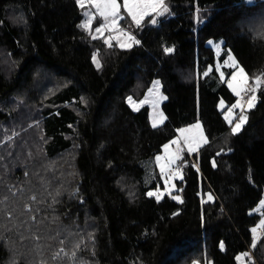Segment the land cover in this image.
Instances as JSON below:
<instances>
[{
    "label": "trees",
    "instance_id": "obj_1",
    "mask_svg": "<svg viewBox=\"0 0 264 264\" xmlns=\"http://www.w3.org/2000/svg\"><path fill=\"white\" fill-rule=\"evenodd\" d=\"M166 2L122 49L82 27L78 0H0V264H240L256 240L264 264V0ZM229 50L262 79L237 133L217 68ZM157 81L154 126L148 99L129 98ZM194 123L207 140L183 160L181 199L149 196L156 155Z\"/></svg>",
    "mask_w": 264,
    "mask_h": 264
},
{
    "label": "rangeland",
    "instance_id": "obj_2",
    "mask_svg": "<svg viewBox=\"0 0 264 264\" xmlns=\"http://www.w3.org/2000/svg\"><path fill=\"white\" fill-rule=\"evenodd\" d=\"M78 1L81 5V0H78ZM117 3L120 5V12H119L120 18L117 20V24L115 26H112L111 24H109V26L107 28H105L104 25H105L106 21L103 17L100 16V14H99L100 9H97L95 7V3L93 2V0H82V4H83L82 8H83V14H84L82 25L85 24V22L89 20V16H91V23H90V26L88 29L94 27V29L96 31L97 28H101V32L96 31L97 34H104V32H106V34H108L112 38L111 40H114L115 42H117L119 44V41L117 39L118 37L120 39H126L125 37H123L122 32L130 33L137 40L135 28H139V30H140L142 25L145 24V21H149V23H151V19L157 18L159 20L161 17L163 18V16L169 14V12H168V13L164 14L163 16L157 17L155 13H151L150 15L144 17L143 21L141 22V25L138 27L135 24V22L131 19V16L128 14L127 10L124 8V0L122 3H120L117 0ZM165 4L169 8L166 0H165ZM252 20L253 19H250V21H251L250 25H254V22ZM94 23H97L96 27L93 26ZM210 44L214 48H216L215 51H216L218 57H220L221 54L225 50L224 39L223 38L211 39ZM230 55L233 57V60L228 61V57H229V55H228L227 59L225 60V61H228V63H225V61L224 62L218 61V63H217V68L221 72V75L223 73V77H224V79H226L227 83L231 80L232 74L235 71V69L230 66L233 63H238L239 66H241L244 69V73L246 74V76L248 78V84L245 86L243 91H240V95L237 96V100H235L236 102L233 104V105H239V107H233V105H231L227 109H225L226 103L224 101H221L219 103L220 107L222 109H225L226 116L229 119V121L231 120V123H232L234 121V119H236L241 114H243L245 109L248 107V102L244 103L243 102L244 100H242V93L249 86L256 88L259 85L256 83L257 78H255L251 82L250 75H249L247 69L238 62L236 56L233 54L232 51H230ZM225 66L231 68L229 75L226 74V71L224 69ZM261 80L262 79L259 77L260 83H261ZM157 82L158 83L155 84L154 89H151L149 92L150 97L145 98L144 102L140 103L138 100H135L132 97L129 98L130 104L133 107H135L136 109L139 108V106L141 104L145 103L146 99H148V101H146V102L149 103V105L151 106V117H152L154 124L155 123L159 124V123H162L164 121V114H163V111L161 108L162 93L160 91V82L159 81H157ZM234 83H238V81L234 82ZM232 91H233V89H232ZM233 92L236 94L235 91H233ZM254 103H255V101H254ZM161 117L163 119H161ZM197 124H199V123H194V124L182 127L181 129H190V131L182 133L180 131L181 130L180 129L178 131L177 136L174 137L167 144H165L168 147L165 148V146H164L163 151L156 155L155 161H156V164L158 166L157 171H159V173L161 174V178H162L163 182L160 183L151 192L157 193L160 196V198H162L164 195L167 194V195H169V197H173V198L178 197L179 199H181L180 197H182V196L176 191L178 190V185H177L178 180H181L184 177V170H182L183 169V160L186 158V156H189V158L190 157L192 158L193 155L195 154V152L207 140L206 133H205L203 126L199 124L200 128L197 129L195 127V125H197ZM190 147L194 148L195 150L190 151L189 150ZM161 166L164 167L165 174L161 173ZM170 170H172V171H170ZM167 174H170V176ZM166 181H167V184H166ZM210 197L212 198V194L210 195ZM253 212L263 213V216L260 219V221L256 225L253 226V230L255 229L253 234H255V238L259 239L262 236V234L264 233V223H262V221H264V194H263V198L261 199L259 204L253 209ZM255 242L257 243L258 241L256 240ZM255 242H254V246H252L250 250L239 253L237 258H238V261L240 264H257L256 256L254 253L255 252V246H256Z\"/></svg>",
    "mask_w": 264,
    "mask_h": 264
},
{
    "label": "snow or ice",
    "instance_id": "obj_3",
    "mask_svg": "<svg viewBox=\"0 0 264 264\" xmlns=\"http://www.w3.org/2000/svg\"><path fill=\"white\" fill-rule=\"evenodd\" d=\"M93 2L95 3V7L97 9H100V12H99L100 16L103 17L106 21L104 27L107 28L109 24H111L112 26H115L117 24V20L120 18L119 17L120 5L117 3V0H93ZM81 6H83L82 0H81ZM124 8L127 10L128 14L131 16V19L135 22V24L138 27L141 25V22L143 21L144 17L150 15L151 13H155L156 16L159 17L169 12V8L165 4V0H124ZM90 23H91V16H89V20L86 21L85 24L82 25V27L85 29H88L90 26ZM151 23L153 25L157 24L158 19L157 18L151 19ZM96 31L101 32V28H97ZM122 35L126 39H120L119 37L117 38L119 41V47L122 49L130 48L133 43L137 45L140 43V41L136 40L135 37H133L130 33L122 32ZM111 39L112 38L109 37V40L106 41V43H108L109 46H111ZM166 51L170 53L173 51V49L167 48ZM93 59L96 61L97 67H99L100 66L99 60L96 59L95 56L93 57ZM231 60H233V57L229 55L228 61H231ZM228 61H225V63H228ZM230 66L233 67L235 71L232 74L231 80L228 82V86L229 88H232L233 91L236 92L237 96H239L240 91H243L245 86L248 84V78L246 74L244 73V69L241 66H239L238 63H233ZM237 81L238 83H234ZM256 83L259 85L260 83L259 78H257ZM248 90L252 91L251 89H248ZM255 100H256V96L252 95L248 101L249 108L254 106ZM233 107H239V105H233ZM161 119L163 118L161 117ZM246 121H247V116L241 114L238 122L232 128L233 133H237L242 128V126L246 123ZM229 123H231V120L229 121ZM195 127L199 129L200 125L197 124L195 125ZM180 131L183 133V132L190 131V129H181ZM167 147L168 146L165 145V148ZM189 150L193 151L195 149L190 147ZM161 173L165 174L163 166H161ZM167 175L170 176V174H167ZM166 184H167V181H166ZM148 195L156 196L157 199H160V196L155 192H148ZM209 198L211 199V197ZM32 199H35V197H32ZM174 199H179V198L174 197ZM32 219L34 220L35 217H32ZM262 223H264V221H262ZM253 231H255V229ZM221 247H223V245H221Z\"/></svg>",
    "mask_w": 264,
    "mask_h": 264
},
{
    "label": "built area",
    "instance_id": "obj_4",
    "mask_svg": "<svg viewBox=\"0 0 264 264\" xmlns=\"http://www.w3.org/2000/svg\"><path fill=\"white\" fill-rule=\"evenodd\" d=\"M251 89L252 91H249ZM252 95H256V90L254 87L249 86L245 91L242 93V100L244 103H247ZM172 171V170H170Z\"/></svg>",
    "mask_w": 264,
    "mask_h": 264
}]
</instances>
